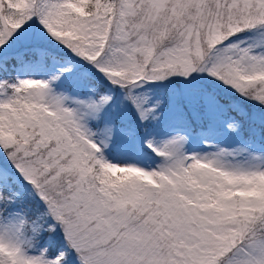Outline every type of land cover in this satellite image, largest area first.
Instances as JSON below:
<instances>
[{
	"label": "snow or ice",
	"instance_id": "snow-or-ice-1",
	"mask_svg": "<svg viewBox=\"0 0 264 264\" xmlns=\"http://www.w3.org/2000/svg\"><path fill=\"white\" fill-rule=\"evenodd\" d=\"M0 264H264V0H0Z\"/></svg>",
	"mask_w": 264,
	"mask_h": 264
}]
</instances>
